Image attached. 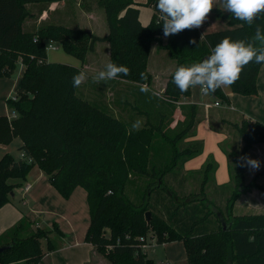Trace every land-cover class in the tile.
I'll list each match as a JSON object with an SVG mask.
<instances>
[{
  "label": "trees",
  "instance_id": "1",
  "mask_svg": "<svg viewBox=\"0 0 264 264\" xmlns=\"http://www.w3.org/2000/svg\"><path fill=\"white\" fill-rule=\"evenodd\" d=\"M62 1L71 0H0V78H10L18 64L24 66L15 99L6 101L16 116H0V145L10 144L18 137L22 141L20 152L31 158L30 163L9 154L0 159V208L10 202L14 189L37 166L64 199L78 186L86 191L90 223L84 240L110 264H155L141 249L153 231L156 244L183 242L188 264H264V214H234L240 196L252 189L264 193L255 177L246 183L245 167L236 166L238 158L248 156L254 145L264 144L263 124L243 118L231 125L243 146L239 151H224L229 161L230 184L224 186L228 196L223 207L205 194V186L216 169L211 159L198 172V193L183 196L165 178L178 170L183 161L201 153V143H184L193 136L195 106H180L186 120L180 128L166 130L165 115L161 114L160 123L147 119L142 128L130 129L107 109L78 97L72 77L80 69L49 63L45 49L51 40L84 62L96 43L105 42L109 45V62L129 69L127 76L117 79L149 86L152 76L147 62L151 46L156 43L175 61V68L160 92L164 103L173 104L190 94V89L181 93L172 83L177 67L202 62L225 37L249 41L257 25L264 29V13L258 14L249 26L224 9L213 7L210 14L224 20L228 29L204 35L197 29L183 30L165 38L163 43L162 21L155 8L157 0H145L154 14L144 27L133 0H96L95 7L104 11L108 27L104 37L53 24L31 31L23 29L25 21L32 18L28 5ZM92 3L81 0V9L92 10L88 9L93 8ZM256 46H260L259 42ZM262 65L253 61L244 66L239 79L229 86L231 92L256 96ZM209 95L227 102L222 87ZM132 176L147 180L138 204L125 194ZM155 192L158 195L151 205ZM157 205L164 209L165 217L152 212ZM189 216L190 222L186 220ZM31 226V222L22 219L0 236V247H7L0 253V264H39L44 256L42 240L47 241L48 251L54 250L49 235L62 237L57 226L53 225L51 230Z\"/></svg>",
  "mask_w": 264,
  "mask_h": 264
},
{
  "label": "crops",
  "instance_id": "2",
  "mask_svg": "<svg viewBox=\"0 0 264 264\" xmlns=\"http://www.w3.org/2000/svg\"><path fill=\"white\" fill-rule=\"evenodd\" d=\"M74 1H79L77 4L79 6L78 10L74 9L73 6L71 7V3ZM89 1L93 2V8H88L92 9L90 11L80 8L81 0L52 3L58 5L51 12V20L49 21L52 23L50 24L66 27L72 25L71 22L78 21L84 24V28L80 29L87 30L99 37L106 36L108 27H106L107 29L104 27L103 10L95 7L96 0ZM135 2L139 3L135 6L139 11V22L143 27L147 26L153 17V9L145 5V0H136ZM219 5V0H216L213 7ZM43 9H40L39 16L36 14L37 18L33 29L47 21V13H43ZM221 9L223 8L221 7ZM31 14L33 15L34 13ZM75 15L76 18L74 17ZM25 23L23 29L31 31L26 29ZM95 24L103 27V34H96L97 32L94 30ZM195 29L201 35H204L226 30L228 27L224 20L215 18L209 13L202 26ZM164 41L165 37L162 38L163 43ZM102 59L105 64L109 63V45L105 42L96 43L93 51L89 52L85 61L80 62L79 65L75 66L68 61L70 65L79 68L81 72L86 74L87 78L80 86L84 84L92 86L90 83L94 82L95 79L93 78L100 72V61ZM174 68L175 61L167 56L166 51L158 49L155 43L151 46L147 62V71L152 76L151 83L148 86L149 92H141L140 84L120 79L101 80L98 84L103 86L104 101L108 102V111L114 117L125 122L130 129L142 128L147 119H149V115H145L146 113L141 114L139 110H136V104L148 109L153 121L157 120V111H161L166 116L164 120L166 130H173L185 124L186 120L180 106H195L196 122L193 128V136L184 140V143L193 141L201 143V153L183 161L179 169L167 175L165 179L169 184H175L178 189L180 188L179 190H183L187 194L190 193V191H187L189 190L188 188H192L194 183L198 187L197 191H199L201 176L198 172L211 159L216 164V169L212 180L205 186V194L211 201L216 202L217 200L221 204V201L228 196V189L224 186H229L230 184L229 161L224 151L231 152L232 149L239 151L243 146V142L238 138L236 131L231 125L240 123L243 118L264 125V64L260 68L256 81L257 95L241 96L231 92L229 87H222L227 97L226 103L211 95H203L199 87L190 88V94L176 103H164L160 92L164 89L165 82ZM15 72H17V75L14 79H11L14 74L10 78H0V116L11 117L14 114L8 108L6 101L13 96V93L15 94L18 82L23 75L24 67L18 64ZM162 78H164L163 83L160 82ZM87 95L88 93L85 96L88 97ZM153 97L158 98L160 105ZM215 102L219 104L216 106ZM185 112H188L187 108ZM142 115L146 116V121L141 117ZM137 121H139V126L133 127ZM21 146L22 141L18 137L13 138L10 144L0 145V159L5 154L18 159ZM248 157L259 160L261 166L259 170H251L245 167L246 183L255 177L256 183L264 187V144L254 145L249 150ZM17 182L12 181V183ZM24 185H30V189L27 192L23 190ZM216 205L219 206V204ZM234 214H264V193L257 189H252L250 192L240 196L234 205ZM22 219L32 223L31 229L39 227L51 230L53 225H55L62 234V237H57L54 234L49 235L54 246L52 251L47 250L46 240L41 241L44 256L39 264H110L97 252L94 246L84 240L89 227L90 217L87 193L82 187L74 188L70 196L64 199L49 183L47 176L37 166L33 167L28 173L26 180L14 189L10 202L0 208V236ZM158 246L164 248L167 257L170 259V261L167 259L165 261L169 264H171V261L178 260L187 263L183 242L173 241L156 244L154 249L158 248ZM153 253L155 254V252ZM146 257L157 264L155 260L149 257V252H147Z\"/></svg>",
  "mask_w": 264,
  "mask_h": 264
},
{
  "label": "clouds",
  "instance_id": "3",
  "mask_svg": "<svg viewBox=\"0 0 264 264\" xmlns=\"http://www.w3.org/2000/svg\"><path fill=\"white\" fill-rule=\"evenodd\" d=\"M215 2L216 0H157L155 8L162 21L163 36L167 38L183 30L200 28ZM219 2L225 12L249 26L253 25L258 14L264 13V0H219ZM257 42L260 44L259 47L256 46ZM189 43L196 44V41L189 40ZM253 61L256 64H264V29L259 25L255 27V34L249 41H233L230 37H225L211 49V54L202 62L177 67L172 83L181 93L199 87L201 93L207 96L221 87L233 85L239 79L244 66ZM128 74L127 67L109 62L103 71L98 72L95 79L97 82L113 80ZM86 78L84 72L74 75L73 87H79ZM140 90L144 93L150 91L147 84L141 85ZM138 126L139 121L134 127ZM236 166L259 170L261 162L248 156H241Z\"/></svg>",
  "mask_w": 264,
  "mask_h": 264
},
{
  "label": "rangeland",
  "instance_id": "4",
  "mask_svg": "<svg viewBox=\"0 0 264 264\" xmlns=\"http://www.w3.org/2000/svg\"><path fill=\"white\" fill-rule=\"evenodd\" d=\"M72 1V0H71ZM71 1H68V2H71ZM134 2L136 1V0H133ZM78 2L79 1H74V2H72L71 3V7L73 6V8L74 9H79V6L77 5L78 4ZM135 3H137V2H135ZM137 4H139V3H137ZM58 4H46V5H33V6H30L29 5V7H28V9H29V11L31 12V13H34L33 15H32V18H29L27 21H26V23H25V26H26V29L27 30H32L34 27H35V24H34V22L36 21V18H37V15L36 14H38V16H39V14H40V12H41V8H44L43 9V13L44 12H46L47 13V21H45L44 23H42L41 25H44V24H50V23H52V22H50L49 20H51L50 19V15H51V12L53 11V9H55V7L57 6ZM218 8H221V5H219V6H217ZM67 8V7H66ZM81 8V7H80ZM40 11V12H39ZM102 13H103V22H104V27H105V29H107L106 27H107V23H106V19H105V14H104V12L102 11ZM74 15V14H73ZM75 18H76V15L74 16ZM100 21V20H99ZM71 24L72 25H68V26H66V27H68V28H72V29H80V28H84V24L82 23V22H78V21H76V22H74V23H72L71 22ZM100 24H101V22H100ZM34 25V26H33ZM94 30L97 32L96 34H103V32H104V30H103V27L102 26H100V25H97V24H95L94 25ZM87 31V30H86ZM56 43V42H55ZM56 46V48L54 49V50H47L46 51V56H47V60L49 61V63H58V64H66V65H70L69 63H68V61H70V62H72V64H74L75 66L76 65H79L80 64V61L79 60H77L76 58H74L73 56H71V55H69V54H67L66 52H64V50L60 47V45L59 44H56L55 45ZM103 51V50H102ZM89 54V53H88ZM87 54V55H88ZM86 55V56H87ZM102 55H104L103 53H102ZM86 59V58H85ZM85 61V60H84ZM166 62V61H165ZM105 62H104V60L102 59L101 61H100V71H103L104 70V68H105ZM70 66H73V65H70ZM16 75H17V72H15L14 73V75L11 77V79H14V78H16ZM96 77H94L93 79H95ZM101 81V80H100ZM99 81V82H100ZM99 82H97L96 81V79L94 80V82H92V83H90V84H92V86H87L86 84H84L83 86H79V88H78V90H77V92H76V94H77V96L78 97H80V98H82V99H85V100H88L89 102H92V103H94L95 105H97V106H99L101 109L103 108V109H107V110H109V108H108V102H105L104 101V99H105V95H104V89H103V86H101V85H99L98 83ZM160 82L161 83H163L164 82V78H162L161 80H160ZM94 83V84H93ZM166 83V82H165ZM86 85V86H85ZM88 93V97H86L85 95ZM12 95H14V93L12 94ZM104 96V97H103ZM93 101H92V100ZM153 99H155V101H157V103H158V105H160V101L158 100V98H154L153 97ZM136 107H137V109L136 110H139L140 111V113L141 114H144V113H148L149 114V121L150 122H152V123H154V124H156V123H160V120H161V118H160V116H161V114H162V112L161 111H157V120L156 121H153V118H152V116H151V114L149 113V110L148 109H145V107H143V106H140V105H138V104H136ZM138 112V111H137ZM137 114V113H136ZM143 119H144V121H146V116L145 115H142L141 116ZM165 118H166V116H165ZM164 123H165V121H164ZM136 124V123H135ZM131 125H134V124H131ZM128 126V125H127ZM134 127V126H133ZM182 127V126H181ZM178 128H180V127H178ZM165 129H166V127H165ZM168 131H170V130H168ZM232 151H234L233 149H232ZM235 152V151H234ZM146 179L144 178V177H137V176H132V177H130L129 178V182H128V184H127V186H126V190H125V194L127 195V197L133 202V203H135V204H138V203H140V201H141V198H142V196H143V194H144V189H143V187L145 186V184H146ZM169 184V183H168ZM169 186H172V189H174V190H176L178 193H180V194H183V196H187V195H189V194H196V193H198V187L196 186V184L194 183L193 184V187L192 188H188L189 190H187V191H190V193H186V192H184L183 190H179L176 186H175V184L174 185H172L171 183L169 184ZM186 191V190H185ZM162 193H164V192H162ZM153 196H152V198H151V200H150V203H151V205H153V203H154V201H155V197H156V195H158V193H153L152 194ZM220 201H217L216 200V204H219V206L220 207H223L224 206V200H222L221 201V204L219 203ZM152 212L154 213V214H157V215H161V216H163V217H165V213H164V209L161 207V206H156L153 210H152ZM190 217L191 216H189V217H187L186 218V220H188L189 222H190ZM149 235L150 236H152L153 238H156L157 237V235L154 233V231L153 232H150L149 233ZM148 235V236H149ZM153 252H155V254L153 253ZM101 255V254H100ZM101 256H103V255H101ZM104 257V256H103ZM149 257H151L153 260H155V262L157 263V264H163L164 262H165V260L167 259V260H169L170 261V259H169V257H167V255H166V252L164 251V248L163 247H159L158 246V248H156V249H154V248H152L150 251H149ZM105 258V257H104ZM106 259V258H105ZM171 264H187L186 262H181L180 260H178V261H171Z\"/></svg>",
  "mask_w": 264,
  "mask_h": 264
},
{
  "label": "built area",
  "instance_id": "5",
  "mask_svg": "<svg viewBox=\"0 0 264 264\" xmlns=\"http://www.w3.org/2000/svg\"><path fill=\"white\" fill-rule=\"evenodd\" d=\"M56 43L54 41L49 40L46 44V51L47 50H54L56 48ZM22 65V64H21ZM23 66V65H22ZM24 67V66H23ZM201 91V90H200ZM11 99H15L14 95L12 97H10ZM9 98V99H10ZM216 106L219 104L218 102L214 103ZM14 113V112H13ZM16 116V114L14 113L11 117H8L9 119L14 118ZM19 158L20 159H24L26 160L28 163L31 162V158H27L25 157V154L23 152L19 153ZM30 189V185H24L23 186V190L24 192H27ZM156 245V241L155 238H153L152 236H147L145 243L141 246L142 252L147 255V252H149L152 248H154V246ZM163 264H169L167 261H165Z\"/></svg>",
  "mask_w": 264,
  "mask_h": 264
},
{
  "label": "water",
  "instance_id": "6",
  "mask_svg": "<svg viewBox=\"0 0 264 264\" xmlns=\"http://www.w3.org/2000/svg\"><path fill=\"white\" fill-rule=\"evenodd\" d=\"M146 221L149 222L150 220V215L149 212L145 213ZM7 247H0V253L3 252Z\"/></svg>",
  "mask_w": 264,
  "mask_h": 264
}]
</instances>
